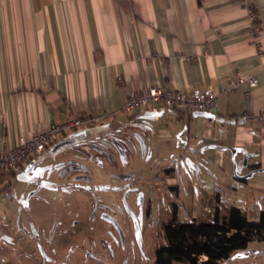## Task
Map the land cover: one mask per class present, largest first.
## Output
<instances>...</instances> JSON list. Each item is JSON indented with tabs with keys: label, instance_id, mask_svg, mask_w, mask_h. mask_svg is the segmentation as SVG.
<instances>
[{
	"label": "crops",
	"instance_id": "crops-1",
	"mask_svg": "<svg viewBox=\"0 0 264 264\" xmlns=\"http://www.w3.org/2000/svg\"><path fill=\"white\" fill-rule=\"evenodd\" d=\"M239 75L258 83L227 90ZM155 84L210 87L217 104L123 111L129 92ZM263 111L264 0H0V151L22 135L100 116L20 161L13 176L0 174L7 191L25 177L27 200L45 187L41 181L90 171L100 149L91 158L86 146H100L90 134L102 132L110 159L128 164L125 186L155 196L158 209L176 208L177 222L209 221L216 210L223 218L232 206L258 221Z\"/></svg>",
	"mask_w": 264,
	"mask_h": 264
},
{
	"label": "rangeland",
	"instance_id": "rangeland-1",
	"mask_svg": "<svg viewBox=\"0 0 264 264\" xmlns=\"http://www.w3.org/2000/svg\"><path fill=\"white\" fill-rule=\"evenodd\" d=\"M90 137L100 146H86L87 151L100 153L86 152L98 160L88 162L84 176L41 181L45 187L32 201L25 177L12 191L0 188V264H155L156 249L165 243L160 225L169 209H158L156 197L148 200L142 188L125 186L120 174L128 164L114 154L110 159L102 132ZM115 151L121 154L120 147ZM221 264H264V241L234 251Z\"/></svg>",
	"mask_w": 264,
	"mask_h": 264
},
{
	"label": "trees",
	"instance_id": "trees-1",
	"mask_svg": "<svg viewBox=\"0 0 264 264\" xmlns=\"http://www.w3.org/2000/svg\"><path fill=\"white\" fill-rule=\"evenodd\" d=\"M176 214L174 208L168 222L160 225L165 243L156 249L155 264H221L230 261L234 251L248 248L253 241H264V209L258 221L249 220L236 206L223 218L216 210L209 221L177 222Z\"/></svg>",
	"mask_w": 264,
	"mask_h": 264
},
{
	"label": "built area",
	"instance_id": "built-area-1",
	"mask_svg": "<svg viewBox=\"0 0 264 264\" xmlns=\"http://www.w3.org/2000/svg\"><path fill=\"white\" fill-rule=\"evenodd\" d=\"M252 18L256 19L255 13H252ZM257 83L258 79L255 76L239 75L230 81V87L227 90H233L241 84H247L252 88ZM155 104L189 112L211 110L217 104V93L210 87L194 88L189 92H184L164 89L161 85L155 84L129 92L123 111L130 113L135 109L147 108ZM99 119L100 116L74 117L67 122L54 124L49 129L33 132L29 136H20L15 147L0 151V174L15 171L20 161L42 153L64 131L81 127Z\"/></svg>",
	"mask_w": 264,
	"mask_h": 264
},
{
	"label": "water",
	"instance_id": "water-1",
	"mask_svg": "<svg viewBox=\"0 0 264 264\" xmlns=\"http://www.w3.org/2000/svg\"><path fill=\"white\" fill-rule=\"evenodd\" d=\"M66 143H69V141H68V140H65V141H62V142H60V143H57V144L55 145L54 149H57V148H59L60 146L66 144Z\"/></svg>",
	"mask_w": 264,
	"mask_h": 264
}]
</instances>
